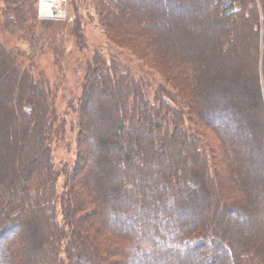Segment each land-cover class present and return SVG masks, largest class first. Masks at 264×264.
I'll return each mask as SVG.
<instances>
[{"label":"trees","instance_id":"16d2710c","mask_svg":"<svg viewBox=\"0 0 264 264\" xmlns=\"http://www.w3.org/2000/svg\"><path fill=\"white\" fill-rule=\"evenodd\" d=\"M208 1L204 0V4ZM38 2L0 0V78L12 75L10 84H5L3 90L7 103L0 101V150L6 134H13L17 128L25 140L31 141L22 147V155H29L20 174H13L15 162L0 161V240L16 233L17 228L24 232L17 235L20 238L8 240L12 247L2 250L0 264H91L90 255L84 252L86 248L103 264H125L118 263L125 258L135 260L136 264H155L166 260L165 256L179 261L183 251H174L167 245L169 240L185 246L186 258L191 261L199 260L209 243L203 264H264V135L250 137L254 139L249 146L253 151H245L249 160L243 174L237 173L238 163H233V159L239 150L229 143L230 131L242 133L243 123L232 115L226 116L232 114L228 108L222 112L211 106L203 115L206 103L198 100L197 91L204 90L206 80L199 73L200 63L184 59L180 54L168 58L164 53H152L159 42L143 29L149 20L158 19L153 14H148V20L142 19L145 8L149 10L152 6L149 8L134 0H96V24L106 42L138 62L146 59L154 64L152 68L144 65L147 71L140 75L134 67L124 65L118 55L100 50L89 52L78 7L74 8L72 20L54 22L39 20ZM133 3L138 6L131 7ZM216 4L223 6L222 17L216 18L213 30L219 52L233 49L238 37L235 30L226 29L223 23L229 18L247 19L246 26L253 35L252 86L264 124V0H217ZM70 42L74 48L71 53L76 52L81 58L84 73L74 110L78 131L76 160L73 167L63 168L57 166L53 144L66 139V121L56 105L55 85L37 68L36 59L47 51L56 63H63ZM18 43L28 50H16ZM10 45L13 46L10 48ZM24 59L29 61V66L22 67ZM156 73L162 76L158 77L160 84ZM98 86L108 90L113 86L116 90L115 95L103 93L112 104L105 111L114 113L113 117L109 114L108 121L94 118L90 113V99ZM117 96L121 99L119 106ZM186 121L193 128L186 127ZM56 123L59 125L54 127ZM204 126L219 141L227 178L220 170L223 161L219 159V148L213 149L199 135L198 129ZM112 137L118 141L111 143ZM154 137L159 140L156 144L151 140ZM122 141H126L124 146L118 144ZM137 145L143 150V157L137 155ZM187 145L193 151L190 160L193 170L190 176L184 177V166L171 168L164 157ZM128 146L133 150L128 151ZM148 153L151 157L145 156ZM143 158L148 164L141 169L138 161ZM153 163L157 166L152 170L149 167ZM169 171L172 176L180 175L181 184H190L192 191L196 184L203 191L209 187L198 201L197 197L192 198L190 209L176 210L178 215H190L194 208L199 217L190 222L189 228L181 223L168 228L167 224L162 227L159 224L158 230L151 231L153 254L135 255L138 245L147 241L146 235L137 236L132 228L136 220L146 224L147 213L143 210L148 207L143 197H147L148 206L151 207V202L152 209L157 210L152 201L154 195L145 184L157 181L155 172L160 178L169 176ZM6 174H13L8 182ZM61 176L64 185L60 192ZM166 179V185H173L172 178ZM182 191L176 195L182 196ZM175 198L174 194L167 199L172 202ZM249 205L253 208L248 209ZM172 211L167 208L168 217ZM206 214L208 217L201 223L200 215ZM249 216L257 220H250ZM44 225L52 232H44L38 240L40 226ZM121 230L131 236H122ZM146 230L150 232L148 226ZM158 242L163 243L160 248L165 252L160 256ZM45 247L50 248V257ZM46 258L48 262L43 260Z\"/></svg>","mask_w":264,"mask_h":264},{"label":"rangeland","instance_id":"374dc122","mask_svg":"<svg viewBox=\"0 0 264 264\" xmlns=\"http://www.w3.org/2000/svg\"><path fill=\"white\" fill-rule=\"evenodd\" d=\"M134 1L149 8L150 6H152L150 9L148 8L149 10H146L145 8L146 12H144V16L142 17V19L147 18L148 20V14H153L155 15V18L158 19L154 22L149 20V22L147 23V27L143 29L144 33H147L151 37L156 38L159 42L157 43L155 48L153 47V51L151 50L152 53L155 54L156 52L159 55H163L164 53L168 58L173 54H180V56L184 59L187 58V60H191L197 64L200 63L199 73L201 76L204 77L203 79L206 80L204 90L197 91L198 100H201L202 102L206 103V109H203V115H205V111L210 109L209 107L211 106L214 110H218L220 108V111L222 112L224 110L226 112V109L228 108L232 111V114L230 113L226 116L232 115L235 119H238L243 123V125L241 124L240 128L242 130V133H240L239 130L230 131V138L232 140H229L230 145L233 146V148L239 150L237 157L233 159V163H238L237 173L239 171L240 174H243L245 165H247V162L249 160L247 158V153L253 151L252 148L249 147L250 143L255 139L256 136L264 135V124L262 122V115L260 113V109L258 108L256 94L252 86L254 81V75L252 72L253 35L251 33V29L247 28L246 26L247 19L229 18L227 19L226 23H223L226 29L235 30L237 32L238 37L234 42L235 47L233 49L231 48L227 52H219V50L214 44L215 32L213 30L217 22L216 18L222 17L220 12L223 6L222 4H216L217 0H209L207 4H204V0H199V2L201 3H196V0ZM136 6H138V4L131 5V7L135 8ZM75 7H78L79 13H81V15L83 16V25L85 27L87 38L86 45L89 52L100 50L103 53L109 52V54L111 53L114 55H118L120 61L123 62L124 65L127 64L128 66L130 65L134 67L136 72L140 75H144L145 71H147L145 66L149 68L155 67L154 64H151L146 59L141 60L142 63L138 62L137 60L132 58L127 52L115 49L113 46L109 45L106 42V39L103 37L102 32L98 29L96 24V0H71L70 7L68 9V19L70 20L75 17ZM128 17L133 18L131 14H129ZM51 21L60 22L55 20ZM181 22L183 23L181 24ZM176 23L177 26H175ZM178 23L179 25L181 24V26H179ZM156 27L160 28V31L159 29L158 32L153 31V29ZM72 44V42L68 44V55L65 57V61H63V63H56L52 55L47 51L45 52V55H43V57H41L42 55H39L36 59L37 68L43 72L45 77L50 80L51 84L55 85L56 90L54 94L56 97V105L59 109L62 110L64 114V119L66 121V139L64 141L61 140L59 142H54L53 144L54 158L57 163V166L59 165V167L63 168L73 167L76 160V136L78 131L76 125L74 124V120L77 116L74 110L75 108H77L78 105L79 98L77 99V96H79L81 93L80 82L84 73V67L82 66L81 58L78 57L76 52H74L73 54L71 53L74 49ZM12 46L10 45V48ZM15 47L16 50L21 49L25 52L28 50L26 46H23L20 43H18ZM26 66H29V61L24 59L22 61V67ZM130 69L132 68L130 67ZM156 75L157 82H159L160 84V77L162 76L158 75L157 73ZM11 79L12 75L10 73L6 74L5 77L0 78V101L2 102V104H4V100L5 102L7 101L5 99L6 95L3 93L5 84H10ZM94 93L95 95L90 99L92 102L90 106V113L94 116V118H102L104 121H108L109 119H111L109 118V114H111L110 116L113 117L114 113L112 114L110 112L107 114V112L105 111L107 108H110L112 104L111 99L108 96H105L103 93H110L115 95L116 90L113 86L109 87V90L107 88L104 89L103 87L98 86ZM169 93L172 94V91H169ZM116 103L118 104V106L121 103V99H119L118 96L116 98ZM37 110H39V107H37ZM123 113L124 112H121V115H123ZM1 115H4L5 117V112H2ZM117 115H120V113L118 112ZM224 117L225 115L221 117V120ZM58 125L59 124L56 123L54 127H57ZM185 126L193 128L192 125L187 121L185 122ZM1 128L2 127H0V130ZM198 131L199 135H201L203 139H205L213 149L219 148V159L223 161V154L220 151L219 141L214 132L206 126L198 129ZM251 136L254 137V139H251ZM144 137L145 136H142L141 133V138L146 141V138ZM247 138L248 141H245ZM5 140L6 141H3V147L0 150V161L3 163L15 162L16 168L13 170V174L15 176V174L18 175L23 171L22 167L25 164L26 156L29 155V153L26 155H22V151H24L22 147L23 145H26V143H31V141H27L24 137H22V131L20 130V128H17L13 134H10L8 132L6 134ZM151 140L155 142V144L159 142V140L157 138L155 139V137ZM109 141L111 143H115L118 141V139L112 137L109 139ZM124 143H126V141L118 142V144H121L123 146L125 145ZM137 148H139V153L137 155L143 157V150L141 151L139 145H137ZM132 150V146H128V151ZM246 150L248 151L247 153L245 152ZM145 156L151 157L149 153ZM192 156L193 151L190 146L187 145L185 148H178V152H174V154H168V156L164 157V160L168 162V165L171 168L173 166L178 168L177 166L179 165L184 166V172L182 176L187 177L191 175L193 170V168L191 167L192 165L190 164ZM118 159L119 161H121L122 157L120 156ZM146 164H148V162L146 161V159L144 160V158L140 162L138 161V165L141 169L142 166H145ZM222 164L223 165H221L220 170L221 172H224V177L227 178L228 175L225 171L226 164L224 161ZM156 166V163H153L149 168L153 170V167ZM156 169V171L159 172L158 168ZM157 172H155L154 174V176H156L155 178H157V181L154 180L152 184L148 181V183H146L145 185L147 186V190L153 193V198L155 200H153L152 198V201L154 202L155 208L158 211L152 209L151 202L149 203L151 207L148 206V203L145 200L147 199V197H143V203L148 207L146 210H143L145 215L147 213V216L144 217L146 224L144 225L142 223H139L138 220H136L134 222L135 225L132 228L133 230L137 231L135 235H146L145 237H147V241L142 246L138 245L139 248L136 249L135 255H139L142 253L146 254L147 252L153 254L151 250H153L154 247L152 246L151 242L153 243L152 240L154 236L153 234H151V231H153V229L154 231L158 230L157 226L159 224L161 225V227L163 224H167L165 227L168 228L169 226L171 227V225L174 226L175 224L181 223L183 226L187 225L189 228V225L191 224L190 222H192L194 218L199 217V214L194 212V208L193 212H191L190 215H178L177 213L184 209L186 210L187 208L190 209L189 203L192 201V198L197 197L198 201V199L203 196L202 194L205 189L208 190L209 188L208 186H206L203 191L202 187L199 184H196V189L192 191L193 189L191 188L190 184L186 182L184 184H181V177H179L180 175L175 174L172 176L171 171H169V176L167 177L172 178L173 185H166L167 177L164 175L159 178ZM13 174H11L10 176L6 174L8 175V177L6 176L8 179L6 180L7 182L10 180V178H12ZM63 185L64 178L61 176L58 182L59 191H63ZM181 190L184 191H182L183 195L178 197L176 194H178L179 191L181 192ZM174 194L176 198L172 200V202L169 201L167 199L169 195ZM169 202H171L172 207L168 206L170 204ZM192 206L193 205H191V207ZM161 207L163 210L162 212H164V214L160 213ZM167 208H171V211L173 210V214L169 217L166 214ZM252 208L253 206H248V209ZM200 217V221L202 223L205 218L208 217V215H200ZM250 217L251 216H249L248 218L250 219ZM250 220L257 219L251 218ZM151 221L155 222V225H151ZM164 221H166V223H164ZM147 226L148 230L150 229V232L146 230ZM40 227L41 229L38 234V240L42 238L44 232L46 234L52 232L49 227L45 225L43 227ZM19 229L17 228L16 233L13 232L12 235L7 234L0 240V259L2 250L5 247L9 246L8 240H12L11 237L24 234L23 230ZM122 230L120 231V233H122V236H126V238H129L131 236L124 235V232H122ZM149 240L151 241L149 242ZM161 244L163 243H157L159 250L158 256L163 255V253H165L164 250L160 248ZM167 245L173 248L174 251H183L180 254L178 253L180 256L179 261H177L175 258H172V256H165L166 260L157 262L155 264H188V262H192L195 264H203V260L205 259L204 256L208 252L209 248L208 243L207 248L202 253L203 255L201 254L199 256V260L191 261L190 259L186 258V252L184 250L185 246L183 247L182 245L176 242H172V240H169L167 242ZM9 247L11 248L12 246L10 245ZM48 247H45V250H47V254H49L48 256L50 257L51 255L50 253H48L50 248ZM84 252H88L87 255H90L89 257L92 259L91 264H103L101 263L98 256L93 257L91 255V252L89 254L88 248H86ZM12 257L17 258V255L15 253H12ZM22 258H25L24 255L22 256ZM2 260L5 262L4 259ZM43 260L45 262H48L47 258ZM119 262H124L125 264L137 263L135 260L133 261L128 258H125L124 261L120 259L118 263Z\"/></svg>","mask_w":264,"mask_h":264},{"label":"built area","instance_id":"2783aa9c","mask_svg":"<svg viewBox=\"0 0 264 264\" xmlns=\"http://www.w3.org/2000/svg\"><path fill=\"white\" fill-rule=\"evenodd\" d=\"M71 0H39V20L63 21L68 19V9Z\"/></svg>","mask_w":264,"mask_h":264}]
</instances>
